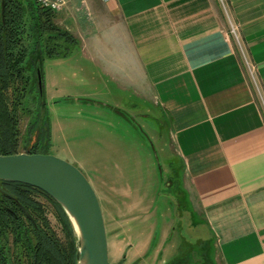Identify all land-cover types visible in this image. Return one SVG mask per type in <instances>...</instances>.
<instances>
[{
	"label": "crops",
	"instance_id": "crops-1",
	"mask_svg": "<svg viewBox=\"0 0 264 264\" xmlns=\"http://www.w3.org/2000/svg\"><path fill=\"white\" fill-rule=\"evenodd\" d=\"M228 6L229 16L222 0H70L59 18L79 39L87 85L169 118L189 205L222 264H264V0Z\"/></svg>",
	"mask_w": 264,
	"mask_h": 264
},
{
	"label": "rangeland",
	"instance_id": "rangeland-1",
	"mask_svg": "<svg viewBox=\"0 0 264 264\" xmlns=\"http://www.w3.org/2000/svg\"><path fill=\"white\" fill-rule=\"evenodd\" d=\"M222 1L229 16L228 0ZM61 13L55 14L54 23L79 40L59 18ZM228 30L247 60L257 92L260 89L239 28L230 21ZM55 35L54 31H47L46 39L60 46ZM28 40L32 52L34 40ZM48 42L44 43L45 52ZM78 46L65 63L59 59L44 61V121L51 126L50 153L79 167L99 196L110 263L222 264L207 225L189 205L182 159L171 145L169 118L148 102L116 87L95 90L87 85L86 68L77 64ZM95 78L100 81L98 73ZM33 96H37L36 89L27 99L28 112L20 123L22 152L27 138L31 142L36 138L34 132L30 135L31 124L40 105L37 99L31 100ZM46 215L62 237L52 206L47 205Z\"/></svg>",
	"mask_w": 264,
	"mask_h": 264
},
{
	"label": "trees",
	"instance_id": "trees-1",
	"mask_svg": "<svg viewBox=\"0 0 264 264\" xmlns=\"http://www.w3.org/2000/svg\"><path fill=\"white\" fill-rule=\"evenodd\" d=\"M55 13L40 7L35 0H7L4 17L0 0V154H18L21 143V119L27 114V99L36 89L40 109L31 124L34 142L25 141L27 153H50L51 126L45 123L47 103L38 87L37 66L45 59H67L72 56L79 41L55 23ZM47 31H54L61 45L54 46ZM34 40L30 52L28 38ZM47 52L44 51L46 40ZM45 52V53H44ZM43 73V69H42ZM44 76V75H43ZM32 112V111H31ZM30 113V112H29ZM31 139V138H30ZM42 200L44 202H42ZM0 205L16 207L23 205L29 212L27 218L16 219L0 213V235L11 234L15 243L12 264H78V236L73 223L63 207L45 191L19 182L0 181ZM47 205L54 208L61 225L60 237L52 228L46 215ZM7 206V207H8ZM24 214V213H23ZM15 249V250H14ZM206 250V248H205ZM208 251V250H207ZM23 252V253H22ZM0 264H9L10 258L0 252ZM25 253V258H22ZM204 256L208 258L205 252Z\"/></svg>",
	"mask_w": 264,
	"mask_h": 264
},
{
	"label": "water",
	"instance_id": "water-1",
	"mask_svg": "<svg viewBox=\"0 0 264 264\" xmlns=\"http://www.w3.org/2000/svg\"><path fill=\"white\" fill-rule=\"evenodd\" d=\"M6 1L2 0L3 17ZM37 76L40 95L44 97L40 64ZM0 181L37 187L63 207L78 236V264H111L103 208L95 188L79 167L52 153L0 154ZM20 207L29 215L23 205Z\"/></svg>",
	"mask_w": 264,
	"mask_h": 264
},
{
	"label": "flooded vegetation",
	"instance_id": "flooded-vegetation-1",
	"mask_svg": "<svg viewBox=\"0 0 264 264\" xmlns=\"http://www.w3.org/2000/svg\"><path fill=\"white\" fill-rule=\"evenodd\" d=\"M8 205H0V213L1 215H10L11 209L16 212L15 218L22 219L27 218L28 214H26L20 206L16 207H7ZM24 213V214H23ZM12 235L10 234L8 238L2 237L0 235V252L4 251L3 257L13 258L12 248L15 247L14 240H12ZM2 255V253H0ZM1 259V258H0Z\"/></svg>",
	"mask_w": 264,
	"mask_h": 264
},
{
	"label": "built area",
	"instance_id": "built-area-1",
	"mask_svg": "<svg viewBox=\"0 0 264 264\" xmlns=\"http://www.w3.org/2000/svg\"><path fill=\"white\" fill-rule=\"evenodd\" d=\"M36 3L45 9H49L55 14L63 11L70 0H35Z\"/></svg>",
	"mask_w": 264,
	"mask_h": 264
}]
</instances>
